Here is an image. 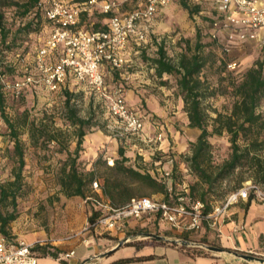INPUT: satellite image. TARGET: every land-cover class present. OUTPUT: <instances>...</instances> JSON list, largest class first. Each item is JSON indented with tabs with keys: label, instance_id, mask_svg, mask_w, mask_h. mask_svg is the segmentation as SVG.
I'll use <instances>...</instances> for the list:
<instances>
[{
	"label": "rangeland",
	"instance_id": "obj_1",
	"mask_svg": "<svg viewBox=\"0 0 264 264\" xmlns=\"http://www.w3.org/2000/svg\"><path fill=\"white\" fill-rule=\"evenodd\" d=\"M25 1L0 0V13L3 16V25L9 33L8 39L14 35L17 27L24 21V18H21L19 6ZM63 1L71 5H80L85 0ZM187 3L192 8L198 5L199 10L190 14L187 9L181 6L179 0H171L166 7L160 10L151 21L146 42L142 44L143 46L136 54L139 56L136 60V67L124 66L120 71L127 73L141 71L148 79L147 86H150L145 94L147 95L150 92V94L154 95L155 100L160 102L169 101L174 105L178 101H182L175 77L166 73L158 77L149 57L155 55L157 42H161L168 57L175 61L184 46V39H189L193 43L197 30L200 32L203 42L209 40L207 33L211 32L209 17L212 13L210 2L208 0H187ZM90 24L91 22L87 21L86 26L90 28ZM48 28L46 21L42 19L37 31L29 35L18 36L20 39L15 43L13 53L9 54L12 61L17 63L14 60L17 52H23L24 54L31 53L34 47L39 45L40 41L47 34ZM256 48L252 43H246L241 47L232 49L227 55L223 54L219 43H214L204 48L203 53L206 58V64L202 70V75L206 76L209 85L217 90L215 95L209 96L204 101L210 117L215 116L214 109L224 112L231 104L229 93L222 94L226 90L227 85L226 80L221 79L226 74L219 73L222 57L227 62L230 61L229 63L237 61L238 65L234 66L236 67L235 70H237L248 66L252 62L254 57H256ZM228 69L234 70L233 67H229ZM13 71L14 73H6V76L13 79L17 75V71L15 69ZM118 73L119 71H117V77L120 78ZM71 89H73L72 103L77 109V114L80 117H89L91 119V125L86 130L83 139L96 134L102 137L105 136V138L108 137V139L109 137L113 139L124 138L116 136V131L113 128V119L108 114L104 105H101L92 97L88 87L84 83L72 85ZM60 96V93H48L44 90H39L37 93L29 94L28 97L16 99L10 97L8 94L5 97V115L14 123L17 129L18 138L23 149L24 166L20 170V179L15 185V200L13 201L11 196H9L6 200L1 201L0 213L3 215L10 212L15 213V218L5 227L7 232L6 238L8 240L24 239L31 242L37 254L44 253L48 246L64 245L67 248L74 240H82L86 232L84 228L89 216L90 205L84 202V197L67 196L63 193L60 186V169L68 154L73 153L76 145V138L73 134L74 128L69 125L64 117L63 98ZM141 98L142 102L139 105V110L147 113L148 110H145L144 97ZM260 108L264 110V102H262ZM31 121L35 123L38 129L44 130V135L38 134L37 141H32L27 132L26 124ZM2 122L0 117V144L3 147V159L0 162V185L7 186L14 179L15 173L19 169L18 158L12 150L13 144L9 143L7 137L1 134L6 130V124L2 125ZM149 122H152L151 118ZM209 123H211V120ZM174 126L177 129V136L186 142V152L180 154L179 157L180 160L185 162V157L190 154L187 142L191 139V136L189 130L185 129L188 126L186 124L181 126L178 121L175 122ZM55 128L60 129L59 134H56ZM209 129H211V124H209ZM37 133L39 132L37 131ZM51 134H55L56 138L46 140L47 135ZM209 142L211 143V160L213 163H221L228 157L230 143L229 135L226 132H223L221 135H211ZM103 145L106 146V143ZM84 152L85 148L81 146L80 156L77 160L79 170L87 171L93 167L97 178H101L109 173V170L106 168L110 165L108 158L110 157L113 160V157H111L106 147L97 154V156H101V160L95 163L94 159L90 165H88L86 158H83ZM143 162L141 160L138 166L143 167L145 170L151 168L148 165L149 162H146V164ZM243 171H245V168ZM245 173L246 171L244 175ZM117 177L120 178L121 175H117ZM160 178L166 185L172 187L174 193L188 192L189 184L193 183L196 179L189 171L179 169L178 163L173 167L167 178L164 175V171ZM249 183L252 185L250 179H245L240 184L235 185L234 180L228 177L222 182L215 184L214 196L209 197V202L213 205L219 203L229 192L247 186ZM259 188L264 190V185H261ZM85 190H87L86 193L89 192L87 186ZM135 193L137 196L153 195L152 197L155 198H161L163 195L158 192L154 193L148 187L135 189ZM135 222L134 226H127V229L122 234L123 244H165L167 241L157 237L162 236L169 239H182L190 242L199 241L201 242L199 244L216 245L213 242L207 241L205 237L196 239L199 230H179L170 227L163 221L158 220V218L144 216L141 219L135 220ZM104 233L106 234L107 232ZM44 246L45 248H41ZM184 247L190 250L194 249L192 250L193 252H198L195 249L209 251L202 246ZM247 254L264 257V252L258 254L247 252ZM239 261L246 263L243 259Z\"/></svg>",
	"mask_w": 264,
	"mask_h": 264
},
{
	"label": "built area",
	"instance_id": "obj_2",
	"mask_svg": "<svg viewBox=\"0 0 264 264\" xmlns=\"http://www.w3.org/2000/svg\"><path fill=\"white\" fill-rule=\"evenodd\" d=\"M212 7L209 17L211 34L221 33L226 39L225 50L230 45L246 41L264 47V0H208ZM171 0H88L80 5L67 4L63 0H51L42 8L48 32L31 53L17 52L14 66L17 75L13 79L0 72V92L12 98H20L29 90L59 93L67 79L84 83L92 97L104 105L113 119L116 136L141 137L144 122L138 112L128 106L121 84L109 85L104 76L105 67L121 69L126 64L125 52L130 41L139 45L146 42L152 19ZM98 7L108 15L105 28L83 29L78 26V16L83 11ZM262 34V35H261ZM9 64V55L4 58ZM229 63L228 67H234ZM161 135L145 136L144 141L155 143ZM3 147L0 144V162ZM111 163V161H108ZM170 173L165 172L168 177ZM90 192L84 197L97 210L92 223L86 222L85 231L105 230L124 233L130 219L156 216L170 227L197 231L202 221L217 223L222 213L240 200H247L250 190L253 197L264 198V190L249 183L229 192L226 197L203 213L200 200L188 201L184 193H174L166 185L167 196H134L121 206L112 205L99 191L95 178L89 184ZM91 207V206H90ZM91 209V208H90ZM74 250L61 254V258L74 255ZM0 264H38L34 245L24 239L8 240L0 237Z\"/></svg>",
	"mask_w": 264,
	"mask_h": 264
},
{
	"label": "trees",
	"instance_id": "obj_3",
	"mask_svg": "<svg viewBox=\"0 0 264 264\" xmlns=\"http://www.w3.org/2000/svg\"><path fill=\"white\" fill-rule=\"evenodd\" d=\"M51 0H26L19 6L21 18H24L21 25L17 27L14 35L8 39V31L3 25V16L0 13V72L14 73V67L18 63L14 61L9 64L4 63V58L13 53L15 43L20 39L18 36L29 35L38 30V25L43 17L42 8L49 4ZM85 0L84 2H87ZM182 7L193 14L199 10V6L190 7L187 0H179ZM108 15L102 13L98 7H92L88 11H83L78 16V26L83 29L105 28ZM91 22V27L86 23ZM210 26V24H209ZM209 40L203 42L200 32L197 30L193 43L189 39H184V46L173 61L165 52L161 42H157L155 55L149 57L154 67L155 73L161 77L164 73L175 77V82L183 101V111L186 114L187 126L197 129L198 135L189 139L187 146L190 154L185 157L186 166L190 174L196 179L189 184V190L184 193L188 201L200 200L203 202V213L211 211L213 204L209 202V197L214 196V186L223 180L231 177L235 185L240 184L245 179H250L254 187L264 185V110L260 107L264 102V47L255 45L256 57L252 62L243 68L235 70L228 69L229 62L222 57V64L219 73L226 74L221 79L226 80V90L222 93H229L231 97L230 107L222 112L214 109L215 116L210 117L204 101L209 96L217 93V90L209 85L206 76L202 75V70L206 64V58L203 50L208 45L219 43L224 55H227L232 49L241 47V44L230 45L225 50L226 39L221 33L213 37L211 32L207 33ZM221 37V38H220ZM255 44V43H254ZM10 56V55H9ZM235 66L237 61H233ZM235 72V75H234ZM18 74V73H17ZM77 82L69 77L60 90L63 98L64 117L69 125L74 128L76 145L73 153H69L60 169V186L63 193L67 196L85 197L86 186L97 178L94 168L87 171L78 169L77 160L80 156L83 137L86 130L91 125L89 117L83 118L77 114V109L72 103L73 89L72 85ZM228 90V91H227ZM34 88L27 90L22 97L37 93ZM6 95L0 92V117L2 125L6 124V130L2 132L7 137L9 143L13 144V153L18 158V171L14 179L7 186L0 185V202L11 196L15 200L16 183L20 179V170L24 166L23 149L18 138L17 129L12 121L5 115ZM211 120V123L209 121ZM5 121V122H4ZM211 124V129H209ZM27 132L32 141H37L38 134L44 135V130L38 129L33 121L26 124ZM56 134L60 133L59 128H55ZM37 131L39 133H37ZM226 132L229 135L230 152L227 158L221 163H213L211 160V135H221ZM56 135H47L46 140L55 139ZM118 157L112 160V164L106 168L109 173L102 176L100 187L103 195L109 199V202L115 206L125 204L135 195V189L140 187L151 188L154 193L158 192L167 196L166 184L157 177L152 176L143 167L133 166L129 163V158L124 155V150L119 146ZM101 160L98 155L95 163ZM245 168V175L243 169ZM117 175H121L120 178ZM100 178H97V180ZM234 185V186H235ZM237 187V186H235ZM234 187V188H235ZM253 197V191L249 198ZM90 205V204H89ZM90 214L88 223H92L97 214V210L90 205ZM15 218V213L10 212L6 215L0 213V234L6 238V225ZM187 239L186 237H183ZM139 246L138 243H128ZM41 248H45L41 247ZM194 250V249H191ZM198 252H206L195 249ZM56 256L55 252L50 253Z\"/></svg>",
	"mask_w": 264,
	"mask_h": 264
},
{
	"label": "crops",
	"instance_id": "obj_4",
	"mask_svg": "<svg viewBox=\"0 0 264 264\" xmlns=\"http://www.w3.org/2000/svg\"><path fill=\"white\" fill-rule=\"evenodd\" d=\"M254 43L252 45H258L256 42ZM142 46L133 41L129 42L125 52L126 67H136V60L139 57L136 54ZM117 71H119L120 78L117 77ZM120 71L121 69L105 67L106 83L109 85L118 83L123 86L126 103L135 109L143 119V133L141 137L130 136L123 139L111 137L108 139V137L105 138L98 134L87 136L83 139L82 146L85 148L83 158H86L90 165L98 152L106 147L114 159L119 156L118 148L120 146L133 166L138 165L141 160L144 161V164L149 162L148 165L151 168L146 171L157 179H161L163 171L171 173L177 163L179 169L188 171L185 162L179 159L180 154L186 152V142L177 136V129L174 126L176 121L181 126L187 125L186 114L182 110L183 102L180 100L174 105L169 101L155 100L152 93L145 94L150 86H147L148 79L141 71L132 73ZM141 97H144L147 113L139 110V105L142 102ZM150 118L152 122H149ZM185 129L189 130L191 139L199 133L197 129L189 127H185ZM157 134L161 135L159 141L155 143L144 141L145 136L154 137ZM105 143L106 146L103 145ZM101 147L102 149H100ZM108 159L111 161L109 164H112V159L110 157ZM98 181L100 183L102 179L100 178ZM99 194L109 200L103 195L101 189ZM162 196L164 197V195ZM150 217L158 218L154 215ZM135 224L134 219L128 221L130 227ZM122 234L105 230L86 231L82 240H74L67 248L64 245H62L63 247L61 245L46 247L44 253L38 254V264H262L250 261L241 262L239 261L241 258L235 256L233 252L244 254L264 252V198L250 197L231 205L226 212L218 216L214 226L207 221H202L196 239L205 237L207 241L215 243L214 246L224 249L221 252L210 250L193 252L184 246L169 242L139 246L123 244ZM69 250H74V255L67 259L60 257L61 254ZM52 252H55L56 256H52L50 254Z\"/></svg>",
	"mask_w": 264,
	"mask_h": 264
},
{
	"label": "water",
	"instance_id": "obj_5",
	"mask_svg": "<svg viewBox=\"0 0 264 264\" xmlns=\"http://www.w3.org/2000/svg\"><path fill=\"white\" fill-rule=\"evenodd\" d=\"M157 237L164 240V241L172 243V244H180V245H184V246H202V247L206 248L207 250L214 251V252L224 251V249L217 247V246H214V245L198 244V243H194V242H190L188 240H182V239H169V238L162 237V236H157ZM122 243H120V244H122ZM233 253L235 256L240 257L241 259H243L245 261L259 262V263L264 264V257H259V256H255L252 254L237 253V252H233Z\"/></svg>",
	"mask_w": 264,
	"mask_h": 264
},
{
	"label": "bare ground",
	"instance_id": "obj_6",
	"mask_svg": "<svg viewBox=\"0 0 264 264\" xmlns=\"http://www.w3.org/2000/svg\"><path fill=\"white\" fill-rule=\"evenodd\" d=\"M227 254V253H226ZM230 255V254H229ZM231 258V257H230ZM226 259V258H225ZM239 260V259H238Z\"/></svg>",
	"mask_w": 264,
	"mask_h": 264
}]
</instances>
